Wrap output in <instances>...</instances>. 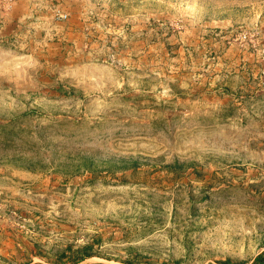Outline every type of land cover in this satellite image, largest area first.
Segmentation results:
<instances>
[{"label": "rangeland", "instance_id": "374dc122", "mask_svg": "<svg viewBox=\"0 0 264 264\" xmlns=\"http://www.w3.org/2000/svg\"><path fill=\"white\" fill-rule=\"evenodd\" d=\"M87 244L264 264V0H0V264Z\"/></svg>", "mask_w": 264, "mask_h": 264}, {"label": "trees", "instance_id": "16d2710c", "mask_svg": "<svg viewBox=\"0 0 264 264\" xmlns=\"http://www.w3.org/2000/svg\"><path fill=\"white\" fill-rule=\"evenodd\" d=\"M90 246L87 245H83L81 247L76 248L73 251V254H71L70 256H68V259L63 261L60 260V258H58L57 260L53 261V264H79L81 263L83 260L93 256L92 253L88 252L87 249ZM70 249V248H69ZM259 258V256H258ZM257 260V258L255 259V261ZM86 264H106L103 262H91V263H86ZM125 264H134L133 262H125Z\"/></svg>", "mask_w": 264, "mask_h": 264}]
</instances>
